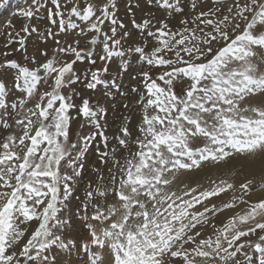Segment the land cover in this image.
<instances>
[{
	"label": "snow or ice",
	"instance_id": "snow-or-ice-1",
	"mask_svg": "<svg viewBox=\"0 0 264 264\" xmlns=\"http://www.w3.org/2000/svg\"><path fill=\"white\" fill-rule=\"evenodd\" d=\"M213 2L215 8L199 12L192 21H199L197 28L190 29L187 27L189 20L183 19L181 24L185 27L172 31L166 20L160 21L155 32H147L158 46L150 53L143 47L133 50L147 64L170 70L158 77L164 86L147 72L143 73L147 101L139 128L141 136L137 137L133 148L128 139L131 134L124 127L121 129L123 138L117 139L128 155L121 161L116 159L117 149L111 150L118 175L112 174L108 185H100L95 190V195L107 202H98L91 216L103 227L97 231L89 224L91 239L82 244L86 253L90 246L107 252H92L90 264H171L173 258H178L182 264H197V258L207 261L217 257L221 264H240L238 255L247 258L243 251L247 247L264 254V244L242 241L257 230L264 231V199L252 202L244 198L250 191L251 180L240 185V197H234L220 209L237 207V200L247 205L243 214L237 212L221 227L213 226L215 239L212 236L197 239L201 236L200 231L193 232L203 222L205 213L215 210V205L205 206L203 211L194 209L233 189V184L221 180L219 185L199 193L196 188L182 194L165 191L172 182L166 173L199 167L201 161H220L234 155L247 159L264 153V106L245 104L247 98L264 93V72L258 70L254 59L257 55L254 49H264V0ZM32 3L37 4L38 0H32ZM52 3L57 9L61 7L59 0H52ZM158 3L165 10L183 11L178 7L179 0L176 3L158 0ZM0 6H3V0H0ZM191 7L195 9L196 3ZM22 14L31 17L33 12L29 9ZM57 15L60 16V31H65L63 13ZM71 15L89 21L96 13L89 4L83 13L72 7ZM102 15L105 18L111 16L113 25L119 23L107 7ZM102 22L97 17L90 30L99 33ZM51 23L57 21L53 19ZM150 23L145 20L136 27L147 29ZM119 26L124 27L122 23ZM67 27L78 26L69 23ZM24 31H28L27 27ZM116 34V27L111 28V36L103 34L106 56L101 59L125 55L118 48L120 40L114 39ZM97 42L95 37L91 41L92 44ZM215 44L222 46L215 48ZM58 51L70 52L77 60L90 55L71 45ZM169 52H175V60L166 58ZM181 52L189 59L185 60ZM75 62L49 59L39 68L30 69L14 60L8 61V66L17 70L15 87L22 88L25 93L24 98L10 106L5 100L6 85L0 80V108L7 111L11 107L18 117L13 125L0 116V125L5 129L14 126L20 129L19 135L12 132L0 139V264H47L46 253L52 246L67 247L54 229L61 223L58 216L63 203L61 187L66 195L70 191L68 182L72 179L67 173H61V162L68 158L70 167L75 163L65 144L71 120L69 110L76 106L70 102L71 97L62 92L66 83L74 82ZM4 67L0 65V68ZM102 71L106 72L107 68ZM100 72L98 69L91 74L87 88L95 89L98 84L106 83L99 78ZM50 78L53 81L49 85L51 90L40 93L34 105L26 107L35 98L38 86L41 83L47 85ZM183 78L190 84L182 95H178L173 82ZM143 102L144 96H141ZM79 112L95 121L99 128L98 112L89 106L87 99L83 100ZM100 114L104 113L101 111ZM91 138H82L85 147ZM196 139H202L204 146L194 149L191 145ZM103 155L108 157L109 153ZM87 195L91 199L94 193L89 191ZM33 220L39 222L38 227L20 245L19 252L12 250L25 236L27 223ZM259 240L264 241V235ZM190 244L191 248L186 247Z\"/></svg>",
	"mask_w": 264,
	"mask_h": 264
},
{
	"label": "rangeland",
	"instance_id": "rangeland-1",
	"mask_svg": "<svg viewBox=\"0 0 264 264\" xmlns=\"http://www.w3.org/2000/svg\"><path fill=\"white\" fill-rule=\"evenodd\" d=\"M172 2L176 3V0H172ZM59 3L61 7L57 9L52 0H38L37 4H33L32 0H3V6H0V65H5V67L0 68V80L6 85L7 95L5 100L10 106L24 98L25 93L22 88L15 87L17 70L8 66V61L14 60L21 66L30 69L39 68L49 59H56L60 62L76 61L73 64L74 75L72 79L74 82L66 83L62 89L63 94L70 96V102L76 106L69 110L71 120L68 129V141L65 144L67 152L75 163L74 166L70 167L68 158L61 162V173H67L72 179L68 182L70 191L66 195L63 187H61L60 197L63 203L61 211L58 213L61 223L54 229L56 235L61 237L67 247L54 245L46 255L48 257L47 264H90L92 252L102 254L107 252L106 249H97L90 246V250L86 253L82 244L91 239L89 224L95 226L97 231L103 227L99 222L92 220L91 216L94 214L95 205L98 202L100 204L107 202L104 198L96 196L95 190L100 185H108L112 174L118 175V170L111 157V150L113 148L117 149L116 159L121 161L124 156L128 155V152L118 145L117 139L118 137L123 138L121 129L124 127H127L131 134L128 139L133 148L135 147V140L141 136L139 128L142 125L144 104L147 101L143 73L147 72L158 84L164 86L158 77L164 71L170 70L165 67L147 64L146 61L140 58V54L133 50L136 47H143L146 53H150L153 48L158 46L155 39L149 37L147 32H155L160 27V21L166 20L172 31H178L185 27L181 24V20L188 19L189 24L187 27L195 29L199 21H196V23H192V21L201 12L200 9L206 11L208 8H215L216 5L213 0H179L178 7L182 8L183 11L176 12L160 7L158 0H59ZM192 3H196L197 9H192ZM89 4L93 6L96 13L91 20L84 21L71 15L72 7H77L83 13V10ZM105 7L109 9V12L115 14V18L119 22L117 25L111 23V16L103 17L102 13ZM187 7H190L188 16L184 14ZM29 9L32 10L33 15L25 17L22 13ZM58 12L63 13L66 25L65 31H60ZM169 12H171V15H169ZM97 17H100L103 21L100 24L99 33L90 30L91 23L95 22ZM53 19L57 21L56 24L51 23ZM145 20L151 21L147 29L136 27V25H142ZM133 21H135V24ZM69 23H75L78 27H67ZM121 23L124 25L123 28L119 26ZM25 27L28 31H24ZM112 27H116L117 34L114 39L120 40L118 48L123 50L125 55L123 57L114 56L110 60L101 59V57L106 56L103 50V34L107 33L111 36ZM201 27L203 26L201 25ZM49 30H51V35H49ZM204 30L209 31L207 28ZM198 35H201V33H198ZM94 37L98 41L96 44L91 43ZM21 41H23V45ZM109 44L111 47V41H109ZM70 45L82 50L83 53H90V55L77 60L70 52L58 51V49L67 48ZM220 46L222 44L213 45L215 48ZM201 47L207 46L201 45ZM254 50L257 53L254 59L258 70L264 72V49ZM181 56L185 60L189 59L187 54L183 52H181ZM166 58L175 60V52L167 53ZM92 61H95V63H92ZM105 67L107 68L106 72L102 71ZM98 69L101 70L99 78L106 83L98 84L95 89L87 88L86 85L91 80V74ZM41 74H43L42 69ZM76 77H79V79H76ZM52 83L51 78L48 80L47 85L41 83L38 86L35 98L29 101L26 107L33 106L40 93L50 91L49 85ZM189 84L190 81L187 78L178 79L173 82V88L178 95H182ZM141 96H144L143 103H141ZM84 99H87L89 106L98 112L96 119L99 121V128H97L95 121L83 117L79 112V107ZM245 104L264 106V93L247 98ZM101 111L104 114H100ZM148 111L149 114H152V109ZM0 116L13 125L15 119L18 118L16 110L11 107L7 111L0 108ZM136 121L140 122V126L135 132L133 126ZM132 129L134 133H132ZM12 132L19 135L20 129L15 126L5 129L0 125V139ZM98 132L103 134L99 135ZM85 136L92 137L86 147L82 143V138ZM105 137H107V141H105ZM73 145L76 147H73ZM191 146L194 149L201 148L204 146V141L196 139ZM82 149V154L78 155ZM105 152L109 153L108 157L103 155ZM254 156L245 159L239 155H234L220 161L206 160L201 161L199 167L166 173L172 182L165 191H175L178 194L192 188H196L197 193L210 190L219 185L221 180L234 186L233 189L196 206L195 211H203L205 206L211 208L215 205V210L206 212L203 222L193 230V232L198 230L201 233V236L197 239L207 238L208 236L215 239L213 226L219 228L235 213L240 212L243 214L247 205L240 204L238 200L237 207L220 210L225 203L233 200L234 197L241 196V184L249 180L252 181L250 191L244 198L252 202H258V200L253 199V195L260 190H264V187H260L261 184H264V176L261 174L264 172V167H261L264 160L258 162L256 175L260 174V176H257L256 180H252L249 176L253 175L251 173L247 174L249 165L246 167L248 164L246 160L249 162ZM89 191L94 193L91 199L87 195ZM187 198L185 197V199ZM108 199L110 200L111 197ZM38 223L35 220L27 223L25 236L12 250L19 252L20 245L26 242L31 233L38 227ZM21 227H25V225H21ZM262 235H264V231L257 230L256 234L242 238V241L247 240L264 244V241L259 240ZM186 247L191 248L192 245H186ZM243 251L247 253V258L238 255L240 264H264V254L256 251L253 247H247ZM171 264H182V262L178 258H173ZM197 264H221V261L218 257L214 260L209 258L207 261L203 258H197Z\"/></svg>",
	"mask_w": 264,
	"mask_h": 264
},
{
	"label": "bare ground",
	"instance_id": "bare-ground-1",
	"mask_svg": "<svg viewBox=\"0 0 264 264\" xmlns=\"http://www.w3.org/2000/svg\"><path fill=\"white\" fill-rule=\"evenodd\" d=\"M203 4H204V2H202ZM199 6V5H198ZM213 6H214V4H213ZM212 6V7H213ZM187 10L185 11V15L186 16H188L189 14H190V7H187L186 8ZM197 9V8H196ZM210 8H208V9H206V11H208ZM205 10V9H204ZM200 11H202V9H200ZM8 17V16H7ZM7 17H6V19H7ZM1 19V18H0ZM2 21H4V20H2ZM2 24V23H1ZM139 119H141V118H139ZM140 126V122L139 121H136L135 122V124H134V126H133V128H134V130H135V132L137 131L136 129L138 128ZM134 130L132 129V133H134ZM261 160H264V154L263 153H257L255 156H254V158L253 159H251L249 162L246 160V162L248 163L247 165H246V167L249 165V167L247 168V174H250L251 173V175H253V176H249L252 180H256V177L257 176H260V174H258V175H256L257 174V167L259 166V164H258V162H260ZM261 167H264V164L261 166ZM243 173V172H242ZM247 174H245V175H247ZM261 174H263L262 176H264V172L263 173H261ZM259 179H261V178H259ZM257 180H258V178H257ZM263 181V180H262ZM264 182V181H263ZM260 184H261V182H259ZM258 183V184H259ZM257 184V185H258ZM257 185H254V186H257ZM264 197V190L263 191H259V192H257V193H254V195H253V199L254 200H260V199H262Z\"/></svg>",
	"mask_w": 264,
	"mask_h": 264
}]
</instances>
